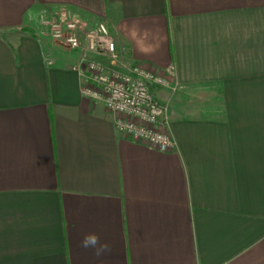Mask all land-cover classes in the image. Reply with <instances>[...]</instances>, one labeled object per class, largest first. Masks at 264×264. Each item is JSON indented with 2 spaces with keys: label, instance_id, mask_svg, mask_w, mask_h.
Listing matches in <instances>:
<instances>
[{
  "label": "crops",
  "instance_id": "obj_1",
  "mask_svg": "<svg viewBox=\"0 0 264 264\" xmlns=\"http://www.w3.org/2000/svg\"><path fill=\"white\" fill-rule=\"evenodd\" d=\"M74 12L175 69L174 150L83 94L44 26ZM0 264H264V0H0Z\"/></svg>",
  "mask_w": 264,
  "mask_h": 264
},
{
  "label": "built area",
  "instance_id": "obj_2",
  "mask_svg": "<svg viewBox=\"0 0 264 264\" xmlns=\"http://www.w3.org/2000/svg\"><path fill=\"white\" fill-rule=\"evenodd\" d=\"M44 25L54 45L75 55L71 68L84 80L83 94L114 113L118 131L163 152L176 148L165 128L169 103H161L154 94L156 88L178 90L174 68L161 72L128 62L126 48L118 45L103 20L90 25L74 12L55 15Z\"/></svg>",
  "mask_w": 264,
  "mask_h": 264
},
{
  "label": "clouds",
  "instance_id": "obj_3",
  "mask_svg": "<svg viewBox=\"0 0 264 264\" xmlns=\"http://www.w3.org/2000/svg\"><path fill=\"white\" fill-rule=\"evenodd\" d=\"M81 247L85 249H93L96 256L102 255L109 249V245L106 242L101 243L100 238L94 233L86 234L83 237L81 241Z\"/></svg>",
  "mask_w": 264,
  "mask_h": 264
},
{
  "label": "rangeland",
  "instance_id": "obj_4",
  "mask_svg": "<svg viewBox=\"0 0 264 264\" xmlns=\"http://www.w3.org/2000/svg\"><path fill=\"white\" fill-rule=\"evenodd\" d=\"M45 26V25H44Z\"/></svg>",
  "mask_w": 264,
  "mask_h": 264
}]
</instances>
